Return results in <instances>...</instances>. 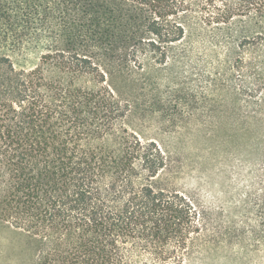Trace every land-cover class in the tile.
Returning a JSON list of instances; mask_svg holds the SVG:
<instances>
[{
	"label": "trees",
	"instance_id": "trees-1",
	"mask_svg": "<svg viewBox=\"0 0 264 264\" xmlns=\"http://www.w3.org/2000/svg\"><path fill=\"white\" fill-rule=\"evenodd\" d=\"M47 13L52 36L12 44L42 48L34 62L0 56V221L38 264H188L227 244L238 230L159 184L166 152L125 120L143 55L165 63L190 22L243 21L264 46V0H0L25 37Z\"/></svg>",
	"mask_w": 264,
	"mask_h": 264
},
{
	"label": "rangeland",
	"instance_id": "rangeland-1",
	"mask_svg": "<svg viewBox=\"0 0 264 264\" xmlns=\"http://www.w3.org/2000/svg\"><path fill=\"white\" fill-rule=\"evenodd\" d=\"M49 16H36V34L26 37L0 23V56L19 52L34 62L42 48L12 44L52 36ZM256 32L243 21L190 22L165 63L143 55L132 74L125 124L166 152L157 182L195 195L230 233L238 230L227 244L191 254L188 264H264V46ZM0 264H38L28 237L2 221Z\"/></svg>",
	"mask_w": 264,
	"mask_h": 264
}]
</instances>
